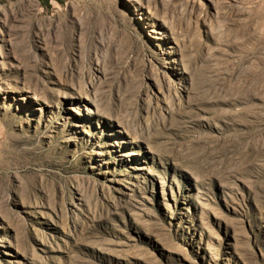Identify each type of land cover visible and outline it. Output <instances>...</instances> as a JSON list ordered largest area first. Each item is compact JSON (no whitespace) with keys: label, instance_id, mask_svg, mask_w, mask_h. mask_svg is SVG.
Masks as SVG:
<instances>
[{"label":"rangeland","instance_id":"obj_1","mask_svg":"<svg viewBox=\"0 0 264 264\" xmlns=\"http://www.w3.org/2000/svg\"><path fill=\"white\" fill-rule=\"evenodd\" d=\"M0 12V264H264V0Z\"/></svg>","mask_w":264,"mask_h":264},{"label":"bare ground","instance_id":"obj_2","mask_svg":"<svg viewBox=\"0 0 264 264\" xmlns=\"http://www.w3.org/2000/svg\"><path fill=\"white\" fill-rule=\"evenodd\" d=\"M0 13H1V12H0ZM2 25H3V24H2ZM0 32H1V31H0ZM1 34H2V33H0V35H1ZM4 38H5V37L3 36L2 39H0L1 42H2V43L0 44V71H1V67H2V65H3V62H4V60H5V57H4V54H5V53H4V52H5V51H4V50H5V49H4V44H5L4 42H5V40H4ZM33 97L35 98L36 96H33ZM92 112L94 113V111H92V110L89 111V113H92Z\"/></svg>","mask_w":264,"mask_h":264},{"label":"flooded vegetation","instance_id":"obj_3","mask_svg":"<svg viewBox=\"0 0 264 264\" xmlns=\"http://www.w3.org/2000/svg\"><path fill=\"white\" fill-rule=\"evenodd\" d=\"M2 1H4V0H0V2H2Z\"/></svg>","mask_w":264,"mask_h":264}]
</instances>
